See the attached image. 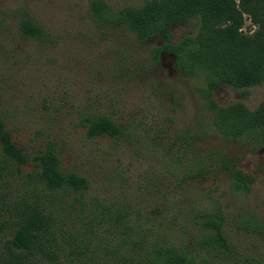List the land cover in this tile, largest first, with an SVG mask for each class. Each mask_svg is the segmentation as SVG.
I'll list each match as a JSON object with an SVG mask.
<instances>
[{"label": "rangeland", "instance_id": "obj_1", "mask_svg": "<svg viewBox=\"0 0 264 264\" xmlns=\"http://www.w3.org/2000/svg\"><path fill=\"white\" fill-rule=\"evenodd\" d=\"M91 1L0 0V119L30 157L24 172L35 170L31 158L53 143L63 169L87 177L91 194L130 201L143 214L151 211V218L163 221L177 214L165 207L176 200L197 209L218 202L226 212L223 229L233 255L264 258V148L224 139L208 123L197 91L206 86L202 72L184 77L169 54L155 61L160 39L139 44L127 29H100L90 16ZM103 1L121 9L148 0ZM21 16L42 26L46 37H24ZM199 25L195 19L173 28V42L196 35ZM256 28L245 20L244 33ZM213 98L219 106L241 102L254 110L264 88L223 85ZM85 115L106 116L123 132L117 138H88ZM196 131L198 147L229 152L239 168L254 176L250 193L234 196L229 172L180 181L177 169L184 158L173 156L180 146L177 138L180 132ZM155 207L165 208L162 215L152 213ZM252 216L259 218L257 225L245 221ZM176 221L177 235L195 232L183 226L184 217Z\"/></svg>", "mask_w": 264, "mask_h": 264}, {"label": "trees", "instance_id": "obj_2", "mask_svg": "<svg viewBox=\"0 0 264 264\" xmlns=\"http://www.w3.org/2000/svg\"><path fill=\"white\" fill-rule=\"evenodd\" d=\"M90 16L100 29L135 33L139 44L151 37L162 39L155 61L163 50L174 56L184 77L204 75L206 86L197 91L210 126L226 140L264 148V99L249 110L241 102L219 106L213 98V91L223 85L264 88V0H148L121 9L92 0ZM195 19L200 23L196 35L173 42L171 30ZM246 19L257 27L251 34L243 32ZM18 27L26 38L46 37L30 17L21 16ZM82 124L88 138H117L123 132L122 125L106 116L85 115ZM198 134L178 135L180 146L173 156L184 158L177 169L180 181L229 172L232 194L250 193L254 176L239 168L229 152L198 147ZM0 144V264H264L261 257L233 255L223 229L226 212L218 202L197 209L176 200L165 207L177 214L160 221L151 218V211H137L130 201L91 194L87 177L63 169L53 143L31 158L36 169L24 172L30 157L2 119ZM164 210L155 207L152 213L162 215ZM178 216L195 232L177 235Z\"/></svg>", "mask_w": 264, "mask_h": 264}, {"label": "flooded vegetation", "instance_id": "obj_3", "mask_svg": "<svg viewBox=\"0 0 264 264\" xmlns=\"http://www.w3.org/2000/svg\"><path fill=\"white\" fill-rule=\"evenodd\" d=\"M154 38H156V39H160L159 37H154ZM161 40V44L158 46V48H161L162 46H163V41H162V39H160ZM167 54H169V53H167L166 51H161L160 52V61L162 62L163 60H164V58H165V55H167ZM169 56L170 57H172L173 58V61H174V56L172 55V54H169Z\"/></svg>", "mask_w": 264, "mask_h": 264}]
</instances>
